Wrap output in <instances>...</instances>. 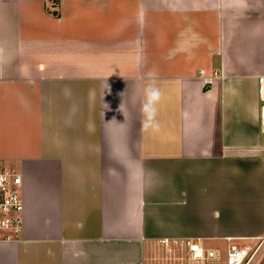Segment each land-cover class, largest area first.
<instances>
[{
  "label": "crops",
  "instance_id": "0c3cea01",
  "mask_svg": "<svg viewBox=\"0 0 264 264\" xmlns=\"http://www.w3.org/2000/svg\"><path fill=\"white\" fill-rule=\"evenodd\" d=\"M263 76L264 0H0V165L24 203L0 264L255 244Z\"/></svg>",
  "mask_w": 264,
  "mask_h": 264
},
{
  "label": "built area",
  "instance_id": "2783aa9c",
  "mask_svg": "<svg viewBox=\"0 0 264 264\" xmlns=\"http://www.w3.org/2000/svg\"><path fill=\"white\" fill-rule=\"evenodd\" d=\"M262 128L264 131V76L259 78ZM22 177L13 169L0 165V231L19 234L23 228L24 203L19 191ZM187 264H217L222 256L218 250L205 249L200 242L186 240ZM264 255V236L250 247L231 244L225 264H259Z\"/></svg>",
  "mask_w": 264,
  "mask_h": 264
},
{
  "label": "rangeland",
  "instance_id": "374dc122",
  "mask_svg": "<svg viewBox=\"0 0 264 264\" xmlns=\"http://www.w3.org/2000/svg\"><path fill=\"white\" fill-rule=\"evenodd\" d=\"M242 246H246V245H248V244H241ZM225 247H226V243H221V244H215L214 245V248H220L221 249V256H222V260L225 262V256H226V249H225ZM184 258V257H183ZM185 260V262H186V258L184 259ZM187 263V262H186Z\"/></svg>",
  "mask_w": 264,
  "mask_h": 264
}]
</instances>
